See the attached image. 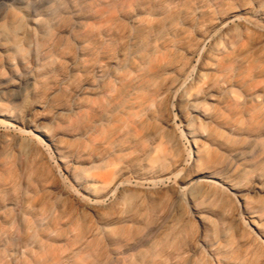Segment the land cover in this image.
<instances>
[{"label":"rangeland","instance_id":"1","mask_svg":"<svg viewBox=\"0 0 264 264\" xmlns=\"http://www.w3.org/2000/svg\"><path fill=\"white\" fill-rule=\"evenodd\" d=\"M127 1L0 0V264H264V0Z\"/></svg>","mask_w":264,"mask_h":264},{"label":"bare ground","instance_id":"2","mask_svg":"<svg viewBox=\"0 0 264 264\" xmlns=\"http://www.w3.org/2000/svg\"><path fill=\"white\" fill-rule=\"evenodd\" d=\"M160 1H174V0H160ZM129 3L136 5V3H144L143 5L147 6L148 9H151L156 7L158 3L156 0H129L127 1ZM151 3V4H150ZM132 9V6L127 5L124 9L122 8L119 11H113V9H109V17L108 21L111 23L107 25L105 28V38H102L99 40L95 36L96 34L94 32L90 33V39L89 44L85 48V51L87 55L90 57V61L92 63V66L95 67L98 66L100 70L104 69L105 67V60L109 57H114L115 55L112 54L109 56V50L108 45L117 44V36L119 35V38H122V34L120 33L121 28L126 30L130 29L131 26L126 23V21L133 20L134 23L138 22L137 25H135L134 29H130L136 32H139L141 34V31L143 35L147 36L148 33L154 29H156L160 24L163 18L161 19L160 16H155L152 18L151 15L142 17L134 16V14H131L129 10ZM151 13L154 14L156 12L152 11ZM145 12V11H144ZM138 18V20H137ZM136 19V20H135ZM161 19V20H160ZM160 20V21H159ZM155 21V22H154ZM159 21V22H158ZM119 24V26L117 25ZM146 30V31H144ZM146 32V33H145ZM115 53V51H114ZM201 73L198 72L195 79L200 80ZM106 84L102 85L98 89H96L95 97L88 99V105H86L87 114L89 117V129L94 130V132H99L100 134H104L107 131H112V125L110 124L111 121L114 120L115 112L110 109L109 101L106 97ZM95 89V88H92ZM111 112H114V115L112 116ZM97 207V206H96Z\"/></svg>","mask_w":264,"mask_h":264}]
</instances>
